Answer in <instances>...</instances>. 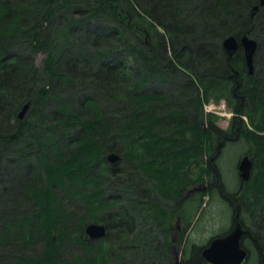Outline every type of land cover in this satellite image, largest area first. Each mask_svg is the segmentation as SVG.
I'll return each mask as SVG.
<instances>
[{"label": "trees", "instance_id": "trees-1", "mask_svg": "<svg viewBox=\"0 0 264 264\" xmlns=\"http://www.w3.org/2000/svg\"><path fill=\"white\" fill-rule=\"evenodd\" d=\"M259 2L0 0V158L12 146L17 160L0 193V264H176L171 224L210 187L250 217L244 241L264 264ZM194 3L217 20L215 43L193 34L182 7ZM252 27L263 38L249 74L242 47L230 56L223 41ZM221 101L234 112L226 129L204 107ZM233 135L254 160L227 193L216 159ZM91 222L106 234L90 238Z\"/></svg>", "mask_w": 264, "mask_h": 264}, {"label": "rangeland", "instance_id": "rangeland-1", "mask_svg": "<svg viewBox=\"0 0 264 264\" xmlns=\"http://www.w3.org/2000/svg\"><path fill=\"white\" fill-rule=\"evenodd\" d=\"M200 3V2H199ZM196 7V9H194ZM183 9H185L186 16L189 17V20L194 23L196 30L194 31V35H200L203 36V40L207 43H215L216 38L210 36L208 33V28H210V22H217L216 19H210L206 12L202 10V4L194 3L190 5L184 4ZM259 8L257 10L252 11V17L257 16L259 14V17L264 20V12L260 13ZM261 15V16H260ZM257 19V18H256ZM258 20V19H257ZM218 26V24H214V26ZM252 32H250L248 35L257 41L260 40V38H263L261 35L259 36L258 30L256 27H252ZM257 34V37L252 34ZM230 36V35H228ZM227 36V37H228ZM44 61V53L43 52H37L35 54V62L38 66H41ZM259 70L262 69V74L264 75V63L259 64ZM153 87H149L148 89H152ZM175 89V93L178 89H176L174 86H170V90ZM169 91V88H167L166 92ZM207 102L205 104V108L208 111H214L218 116V119L216 120L217 124L221 128H228L229 122L233 116V111L226 106V104L221 101L220 103H215L213 105H209ZM205 111L207 112V110ZM233 135V139L228 140L226 143H224L221 149V152L219 156L216 159V162L218 163L219 172L221 175V178L223 180L225 192L232 193L237 191L239 185H240V175H239V169H238V163L239 160L247 153L251 154L249 143H247L243 138H236ZM14 154H16V151L14 148L8 147L7 152H4L2 155V158H0V162L5 164L3 172V176L0 177V193L2 196V185L5 182L3 177H7L8 172H13L16 168V158H14ZM15 166H12V165ZM7 166V168H6ZM14 167V168H13ZM13 168V171H11ZM3 180V181H2ZM6 184V183H5ZM210 187L209 191H206L204 196L201 197L200 205L199 200L192 199L188 200L187 208H186V217L185 218H179L177 220H174L171 224V236L174 241L172 254L174 257V260L177 264H211L208 262L203 255L200 259H197V256H195L197 253L192 252L193 245H200L202 248H205L211 239H213L216 236H222L229 232L233 226V215L237 212H233L232 205L225 199L224 196H222L219 193L218 187ZM206 188H204L205 190ZM207 190V189H206ZM191 192V191H190ZM187 193V190L185 191L186 198L189 197L190 193ZM193 205V206H192ZM199 206V207H198ZM193 208V209H192ZM199 208V209H198ZM198 209V210H197ZM236 211V209H235ZM194 212V213H193ZM242 216L246 219V224H250L251 220L250 217H247L246 214L240 212L239 216L240 221L242 223ZM192 220L191 225L187 226L188 219ZM244 223V222H243ZM244 223V225L246 226ZM187 226V227H186ZM244 237L242 239L243 245L248 249V256L244 264H253V259H251V252L250 247L247 246V244L244 241ZM178 245V246H177ZM162 264V263H160ZM164 264V263H163Z\"/></svg>", "mask_w": 264, "mask_h": 264}, {"label": "water", "instance_id": "water-1", "mask_svg": "<svg viewBox=\"0 0 264 264\" xmlns=\"http://www.w3.org/2000/svg\"><path fill=\"white\" fill-rule=\"evenodd\" d=\"M264 5V0H260L259 5H254V10H257L259 6ZM223 46L229 55H233L239 47L244 50L248 71L250 74L254 73V54L256 52L258 41L248 34H244L241 37L236 35H230L223 41ZM30 102L23 105L22 109L18 113V117L24 118ZM108 159L116 163L120 159V155L116 152H112L108 155ZM240 185L248 181L251 177L253 169V159L250 154H245L238 163ZM201 186L193 187L189 189V192L195 189H200ZM238 215V214H237ZM86 234L90 238H99L106 234V226L102 223L91 222L86 225ZM248 232L244 228L240 221L236 222L231 230L223 236H216L210 240L208 245L203 248V257L211 264H244L247 259L248 251L242 244L244 235Z\"/></svg>", "mask_w": 264, "mask_h": 264}, {"label": "flooded vegetation", "instance_id": "flooded-vegetation-1", "mask_svg": "<svg viewBox=\"0 0 264 264\" xmlns=\"http://www.w3.org/2000/svg\"><path fill=\"white\" fill-rule=\"evenodd\" d=\"M239 49V48H238ZM237 49V50H238ZM236 50V51H237ZM244 51V50H243ZM245 56V55H244ZM245 63H246V61H245ZM246 66H247V63H246ZM247 68H248V66H247ZM248 73H249V71H248ZM250 74V73H249ZM252 159L254 160V157H253V154H252ZM232 208H233V212H237V214L235 213L234 215H233V224H235L238 220H240V218H238V220H237V217L239 216V214H240V210L239 211H235V208H234V206H232ZM242 225L245 227V225L242 223ZM247 234V233H246Z\"/></svg>", "mask_w": 264, "mask_h": 264}]
</instances>
